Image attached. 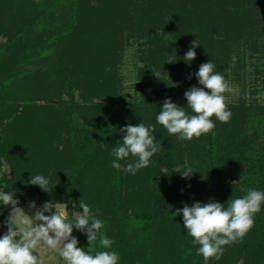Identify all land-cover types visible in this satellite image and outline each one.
Segmentation results:
<instances>
[{
  "label": "rangeland",
  "instance_id": "obj_1",
  "mask_svg": "<svg viewBox=\"0 0 264 264\" xmlns=\"http://www.w3.org/2000/svg\"><path fill=\"white\" fill-rule=\"evenodd\" d=\"M31 1L27 0L24 8L27 11L30 8V14L34 13L42 20H49L46 25L49 38H39L20 48L15 62L8 69L9 75L0 81V189L12 192L18 199L20 215L34 216L36 209L42 208L46 202H52L53 205L66 204L69 216L73 218L74 214L83 211L77 203L82 200L89 205L87 200L91 197L94 201L110 183L101 181L99 184L101 172L91 166L89 175L81 170L77 185L69 192L72 168L66 159L71 161L72 152L89 145L100 149L98 156L104 158L105 167L116 159L111 151L106 152L108 148L101 123H106L111 115L105 109L109 106L103 105L111 104L119 110L124 106L129 108L142 101L143 94L147 92L143 70L147 64L148 48L146 10L148 2L153 0H79L76 22L72 30L66 33L60 31L68 26L67 18L58 19V23L56 19L50 20L55 15L51 10H55L56 14L60 11V0ZM254 38L257 39V36ZM246 40L247 43H243L237 51L243 60L231 59L228 65H221L218 73L237 90L236 94H224L226 104L243 103L244 107H260L257 114L251 112L248 121L252 122L250 127L254 134L263 135L264 52L259 41L252 47L251 40ZM240 41L244 42L243 38ZM196 157L179 156L177 163L163 161L146 173L137 171L132 174L120 170L121 181L118 184L121 185L122 194L135 191L139 185L141 192L149 194L155 183L158 194H169L170 199L176 197L180 203L184 202V206H191V198L183 197L172 180L176 175L182 176V172L177 170L182 171L185 166L193 168L190 174L192 178L208 173L209 164L205 169L193 167ZM136 159L120 160L119 163L126 166ZM90 163L82 162L80 168L85 169V165L89 167ZM35 175L48 179L49 191L30 183ZM227 180L234 186L238 185L236 180L229 177ZM5 183L8 188H4ZM243 186L247 188V184ZM248 190L245 189V194ZM210 191L207 185L204 192L193 193L191 197L202 203L220 202ZM88 194L89 199L86 197ZM138 201L141 202L142 198ZM33 202L35 208L32 207ZM114 205L113 200L104 208L105 212L101 209L98 218L113 222L119 215L115 213L119 208L116 210ZM149 208L146 206V209ZM12 209V205L5 206L0 202V237L8 230L6 222ZM52 212H55V208ZM163 228L164 232L153 241L150 254L153 260L149 264H203L204 259L198 263L192 262L181 253L188 247L186 228L170 222ZM242 247L240 245L239 250L232 254V261L235 264H240L242 260L253 263L258 255L255 246L246 243V256L242 253ZM136 251L140 252L139 248ZM34 254L41 264H65L58 252L43 243ZM229 255L230 250L226 247L221 258ZM199 257L203 258L202 255ZM136 258L134 264H148Z\"/></svg>",
  "mask_w": 264,
  "mask_h": 264
},
{
  "label": "trees",
  "instance_id": "obj_2",
  "mask_svg": "<svg viewBox=\"0 0 264 264\" xmlns=\"http://www.w3.org/2000/svg\"><path fill=\"white\" fill-rule=\"evenodd\" d=\"M27 3V0H0V81H4L9 75L8 69L15 62L20 48L39 38H49L46 26L49 20H42L34 13L30 14V8L28 11L24 8ZM78 4L79 0H60L58 4L60 11L56 9L59 14H56L55 10L50 11L55 12L50 20L56 19L57 23L58 19L67 18L68 26L66 25L61 33L72 30L76 22ZM146 15L148 20L145 34L148 37V48L147 64L143 70L147 92L143 94L142 101L129 108L124 106L119 110L111 104L103 105L109 106L104 108L111 115L107 117L106 123H101L105 146L108 148L106 152H112L113 148L122 144L125 133L120 132V128L138 123L145 126L154 125L155 131L152 132L155 135L154 142L161 144L163 148L153 155L148 167L141 168L138 172L146 173L163 161L177 163L179 156L184 158L197 156L193 167L205 169L209 164L208 173L196 178H183L181 175L172 178V184L184 195L183 197L191 198L192 205L197 202L196 198L192 199L193 193L201 194L207 185L212 195L225 207L230 200L246 195L245 189L264 192V134H254L250 127L252 122L248 121L251 112L258 113L259 106L227 104L228 110L232 113L230 121L222 123L213 115L211 119L215 128L199 138L193 137L190 141H181L178 136H169L167 130L156 121L163 101L168 98L182 106L186 114H194L187 106L184 93L192 86L203 87L195 76L202 63L216 62L217 67L214 71L220 72L221 65L223 67L228 65L233 57L241 62L243 57L239 56L237 51L243 43H247L246 38L251 40V46L259 41V46L264 52V0H153L148 2ZM254 36H257V39ZM252 37L254 39H251ZM241 38L244 42L240 41ZM195 40L198 45H193ZM190 47H195L197 55L194 60L188 62L183 57ZM170 56L175 60L167 62ZM98 153L100 154V149L89 145L72 152L71 161L66 159L72 168L69 192L77 185L81 170L89 175L91 166L94 169L97 167L101 172L98 183L102 181L110 184L94 201L93 198H88L89 194L86 195L90 209L94 213L96 209L105 212L104 208L114 200L116 210L118 208L122 210L120 212L118 209L115 212L119 213L118 217L109 223L107 219L98 218L97 215L104 225L102 233L110 238L113 244L110 249H103L97 241L91 254L94 255L96 251H115L120 257L118 264H134L135 256L141 263L149 264L153 260L150 256L153 241L164 232L165 227L162 229V226L170 222L179 223L180 227L185 228L183 214L175 213L177 209L184 207V202L180 203L176 197L170 199L169 194H158L155 183L151 186L149 194L141 192L140 185L135 191L122 194L121 185L118 184V181H121L120 170L113 168L112 164L109 166L106 164L105 167V160L101 159ZM131 160L133 157L130 155L124 162ZM82 162L92 163L90 168L85 165L86 168L82 169L80 168ZM227 177L236 180L238 185L228 183ZM92 181L94 183V178ZM246 184L247 188L243 186ZM4 186L2 187L8 188V184L5 183ZM75 195L76 193L73 194ZM140 198L141 202L138 201ZM77 205L79 206L78 203ZM146 206L150 208L146 209ZM254 221V227L242 241L224 246L223 255L226 247L230 250L228 257L224 256L220 260L212 258L207 264H235L231 258L232 254H235L242 245V253L246 256L247 250L244 249L247 242L255 246L258 255L253 263L250 260H242L240 264H264V204L255 214ZM72 235L78 239L77 246L88 251L87 234L73 227ZM185 236L188 247L181 253L192 262L198 263L197 261L203 260L196 255L199 246L191 243L193 238L188 234ZM138 248L140 252L136 251Z\"/></svg>",
  "mask_w": 264,
  "mask_h": 264
},
{
  "label": "clouds",
  "instance_id": "obj_3",
  "mask_svg": "<svg viewBox=\"0 0 264 264\" xmlns=\"http://www.w3.org/2000/svg\"><path fill=\"white\" fill-rule=\"evenodd\" d=\"M193 45H198L196 40ZM196 55L195 47H190L183 59L191 62ZM174 60L170 56L167 62ZM214 68L212 61L202 63L195 76L203 87L192 86L184 93L187 106L193 115L186 114L184 108L174 103L171 98L163 101L156 121L167 130L169 136L190 141L193 137L199 138L208 134L215 128L211 119L213 115L222 123L230 121L232 113L227 108L224 94H236L237 90L220 73L215 72ZM119 131L125 134L122 144L112 150V155L116 158L112 167L117 170L135 174L141 168L148 167L153 155L163 148L161 144L154 142V125L128 124ZM130 155L137 158L135 162L122 166L119 161L127 160ZM193 171L190 166H185L182 171L177 170L182 172L183 178H190ZM30 183L49 191V181L43 175H35ZM0 202L5 206H13L6 222L8 230L0 237V264H41L38 256L34 254L41 243L58 252L65 264H118L120 257L115 251H96L94 255L91 254L97 241L103 249H110L113 241L101 231L104 225L97 218L100 210L96 209L94 213L84 201L79 202L83 211L74 214L73 218H70L66 204L53 205L52 202H46L42 208L36 209L34 216L20 215L18 199L12 192H4L2 189ZM262 204L264 192L252 189L242 198L230 200L227 207L220 202L197 201L191 206L185 204L175 213L183 214V225L193 238L192 243L199 245L197 255H202L207 264L209 259H221L224 246L242 241L254 227V216L261 210ZM32 207L35 208L34 202ZM53 208L55 212H52ZM45 212L51 214L45 215ZM73 227L87 234L88 251L77 246L78 239L72 235Z\"/></svg>",
  "mask_w": 264,
  "mask_h": 264
}]
</instances>
